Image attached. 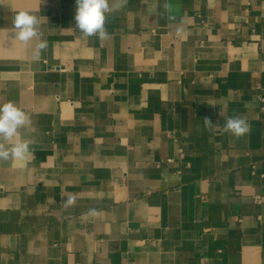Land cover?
Instances as JSON below:
<instances>
[{"label": "crops", "instance_id": "0c3cea01", "mask_svg": "<svg viewBox=\"0 0 264 264\" xmlns=\"http://www.w3.org/2000/svg\"><path fill=\"white\" fill-rule=\"evenodd\" d=\"M108 3L101 41L75 0H0V105L28 117L5 143L29 141L0 160V264H264V0Z\"/></svg>", "mask_w": 264, "mask_h": 264}, {"label": "clouds", "instance_id": "9594fccd", "mask_svg": "<svg viewBox=\"0 0 264 264\" xmlns=\"http://www.w3.org/2000/svg\"><path fill=\"white\" fill-rule=\"evenodd\" d=\"M127 0H122L121 6ZM108 0H75L74 27L79 29L85 38L97 36L101 41L109 39V33L105 27V14L109 12ZM39 21L34 15L20 12L14 22L18 30L14 33L15 38L27 43L38 37ZM47 47L45 41H40L34 51V59H38L43 49ZM215 107L214 105H210ZM28 117L24 110L9 101L0 105V160L24 159L29 154V141L17 139L6 146L5 142L13 141L17 137L18 130L26 123ZM204 126H213L211 118H203ZM224 131L239 138L250 131L247 121L241 117H230L224 125ZM74 203L68 199L67 204ZM95 214V210H92Z\"/></svg>", "mask_w": 264, "mask_h": 264}]
</instances>
